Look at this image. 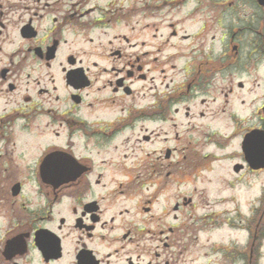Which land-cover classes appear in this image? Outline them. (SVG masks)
Masks as SVG:
<instances>
[{
    "label": "flooded vegetation",
    "instance_id": "flooded-vegetation-1",
    "mask_svg": "<svg viewBox=\"0 0 264 264\" xmlns=\"http://www.w3.org/2000/svg\"><path fill=\"white\" fill-rule=\"evenodd\" d=\"M247 29L264 36V0H0V264H179L194 195L173 185L218 160L264 171L243 150L253 132L264 162V90L226 108L264 65L261 37L232 45Z\"/></svg>",
    "mask_w": 264,
    "mask_h": 264
},
{
    "label": "rangeland",
    "instance_id": "rangeland-1",
    "mask_svg": "<svg viewBox=\"0 0 264 264\" xmlns=\"http://www.w3.org/2000/svg\"><path fill=\"white\" fill-rule=\"evenodd\" d=\"M249 9V6L243 2L239 9L242 12V18L244 12ZM226 17L228 18V15ZM237 23H239L238 20L234 21V24ZM230 25L231 21L228 23V28ZM200 27L198 23L193 22L187 23L185 26H177V30L180 33L195 34ZM226 27L227 24H225V29H227ZM223 29L224 27L221 25L210 27L209 42L212 43L211 37L216 34L215 47L217 49L221 48L220 37ZM168 31V28L163 29V33ZM239 36L231 43L240 45L241 58L250 55L256 37L264 39V36L259 33L255 35L251 29L240 32ZM187 41L185 40V42ZM262 43L264 44V40ZM167 48V50L171 49L170 46ZM243 64L249 68V74L243 71L234 75L235 91L228 96L230 102H226L227 113L234 109L239 113L240 118L249 115L254 105L253 98L260 96L264 90V87L261 88L264 84V65L260 63L258 65L255 63ZM227 77L228 75H226ZM240 80L244 83L243 88L237 85ZM227 84L226 80L225 87ZM225 92L229 91L225 90ZM222 95V91L216 90L210 93V98L218 97L215 105L221 106L224 103ZM231 104L233 105L231 106ZM242 122L246 124V121ZM220 123L222 122L213 124L210 121L209 125L218 127L217 125ZM234 143V146H237L239 141L235 140ZM234 161L218 160L209 166L208 170L201 171L194 176L187 175L186 180L189 181L187 185L184 183L173 185L171 197L181 193L194 195V206L188 211L189 213L192 211L193 215V221H189L192 229L188 230V238L184 240L186 248L178 250L179 252L183 251L179 254L181 258L179 264H248L250 256L254 261L256 260L254 246L257 247L258 264H264V171L256 175L244 173L243 168L234 171ZM176 186L181 189L177 188L176 191ZM261 197H263V201H261ZM170 202L171 204L162 200L154 205L153 212L156 217L159 213L161 215L165 206L171 209L174 199ZM255 205L258 206L257 213L255 212L257 220L253 223L252 209ZM151 226L153 227V224ZM254 235L257 236L254 238ZM161 252L167 253L166 250H161ZM148 259L147 256L146 261Z\"/></svg>",
    "mask_w": 264,
    "mask_h": 264
},
{
    "label": "water",
    "instance_id": "water-1",
    "mask_svg": "<svg viewBox=\"0 0 264 264\" xmlns=\"http://www.w3.org/2000/svg\"><path fill=\"white\" fill-rule=\"evenodd\" d=\"M252 136H253V133L248 134L244 140V143H243L244 151L246 152L247 158L249 160L251 159L250 160L251 163L253 162V157L257 158L255 149L251 144ZM263 165H264V163H263Z\"/></svg>",
    "mask_w": 264,
    "mask_h": 264
}]
</instances>
